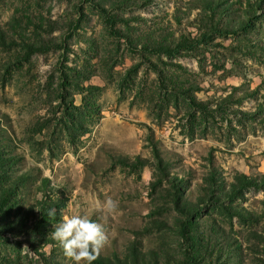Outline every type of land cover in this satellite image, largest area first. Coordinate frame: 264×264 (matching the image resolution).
<instances>
[{
    "label": "rangeland",
    "instance_id": "374dc122",
    "mask_svg": "<svg viewBox=\"0 0 264 264\" xmlns=\"http://www.w3.org/2000/svg\"><path fill=\"white\" fill-rule=\"evenodd\" d=\"M215 1L0 0V264H73L64 215L92 264H264V1Z\"/></svg>",
    "mask_w": 264,
    "mask_h": 264
},
{
    "label": "clouds",
    "instance_id": "9594fccd",
    "mask_svg": "<svg viewBox=\"0 0 264 264\" xmlns=\"http://www.w3.org/2000/svg\"><path fill=\"white\" fill-rule=\"evenodd\" d=\"M117 209L118 202L111 197L101 206V211L108 215L115 213ZM48 215L54 216L55 210L50 209ZM51 237L73 264H92L108 240L104 227L87 215L62 216Z\"/></svg>",
    "mask_w": 264,
    "mask_h": 264
},
{
    "label": "trees",
    "instance_id": "16d2710c",
    "mask_svg": "<svg viewBox=\"0 0 264 264\" xmlns=\"http://www.w3.org/2000/svg\"><path fill=\"white\" fill-rule=\"evenodd\" d=\"M264 0H253V4L254 3H259V2H263ZM203 6H207L212 10H216L218 7V3L215 0H201ZM244 13V20L240 19L239 22H237L236 27H231L230 25V21H228V19L224 20V22L217 24V23H213L212 27H216L218 29H220L223 32H232L236 29L240 28H245L247 25L250 24V20L252 18V16H256V13H254V8L251 7L250 9H244L243 10ZM217 15L221 16V12H217ZM229 26V27H228ZM230 30V31H229ZM185 42V43H184ZM141 49L142 50H149V51H154V52H163L164 54L170 56V55H174L177 53L179 48L182 47H188L189 45L186 43V39L183 37H179L178 39H170V40H166L165 38H159V39H150V40H145V43H141ZM184 90V89H182ZM116 161L117 162H121V163H126L129 165H135V164H143V161H140L139 156L134 155L132 157H130L127 154H119L116 153ZM235 179L238 180V185L234 184L233 186L237 189L240 188L242 186H248L251 184H256L255 180L253 178H247L245 177V175L243 174H236L235 175ZM234 190V189H233ZM42 207V204H41ZM7 227H3V225H0V231H4L7 230Z\"/></svg>",
    "mask_w": 264,
    "mask_h": 264
}]
</instances>
